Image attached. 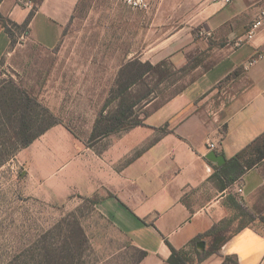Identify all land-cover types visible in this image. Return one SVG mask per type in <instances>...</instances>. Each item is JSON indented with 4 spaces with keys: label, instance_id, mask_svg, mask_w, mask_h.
Here are the masks:
<instances>
[{
    "label": "crops",
    "instance_id": "1",
    "mask_svg": "<svg viewBox=\"0 0 264 264\" xmlns=\"http://www.w3.org/2000/svg\"><path fill=\"white\" fill-rule=\"evenodd\" d=\"M149 1L150 10L141 12L152 15L153 24L139 18L138 35L123 37L125 44L137 40L141 48L124 54L121 70L134 61L153 66L167 62L174 70L191 65L187 75L192 80L164 103L157 104L156 96L143 104L138 114L145 125L129 130L116 128L112 118L119 102L100 111L82 105L77 132L49 108L59 124L20 157L38 197L95 201V210L133 247L147 253L139 264H169L171 247L190 250L191 241L215 225L239 221L236 200L257 217L264 216V158L232 186L222 187L224 177L234 179L245 168V163L229 160L264 133V59L244 69L245 63L264 54V28L247 40L263 4ZM78 5L79 0H45L29 26L30 40L54 51ZM30 12L25 9L16 18L14 10L5 16L23 24ZM12 47L0 25V64L16 51ZM77 73L87 78L88 71ZM84 83L90 89L79 93L81 101L96 93L92 81ZM212 152L225 162L209 160ZM215 166L223 167L222 178L214 176ZM238 185L243 194L236 192ZM257 222L261 221L250 223L222 246V256L212 254L202 264H226V257L238 264H264V225ZM202 241L210 252V241Z\"/></svg>",
    "mask_w": 264,
    "mask_h": 264
},
{
    "label": "rangeland",
    "instance_id": "2",
    "mask_svg": "<svg viewBox=\"0 0 264 264\" xmlns=\"http://www.w3.org/2000/svg\"><path fill=\"white\" fill-rule=\"evenodd\" d=\"M34 6L35 0H4L0 10L3 15L16 10V18H20L22 11H31ZM139 18H145L147 23L154 21L152 15L131 10L120 0H79L78 11L54 51L37 46L30 34L16 29L12 47L16 51H11L0 65V84L8 88L5 83L14 80L77 132L80 121L76 117L79 118L77 113L82 105L100 111L106 104L118 102L124 54L141 48L137 40L136 44H125L123 37L133 39L138 35ZM33 37L36 38L34 34ZM82 70L88 71L83 74L87 78L77 73ZM191 80L186 73L171 77L156 91L157 104L168 100ZM87 81H92L96 93L87 94L85 101H81L79 93L90 89L84 83ZM145 89L143 82L134 88L138 93ZM140 110V106L135 109L137 113ZM37 111L39 118H35L31 135L53 122L42 115L41 108ZM13 118L7 114V118L0 119V160L17 147V124L12 123ZM23 151L20 149L0 165V264H37L48 244H63L68 232L60 223L76 211L75 217L82 222L88 242L74 264H137L139 250L95 210L94 204L75 196L63 201L38 197L26 177L27 166L20 157ZM260 224L264 225L256 223ZM236 227L237 224L233 230ZM226 264L238 263L231 260Z\"/></svg>",
    "mask_w": 264,
    "mask_h": 264
},
{
    "label": "trees",
    "instance_id": "3",
    "mask_svg": "<svg viewBox=\"0 0 264 264\" xmlns=\"http://www.w3.org/2000/svg\"><path fill=\"white\" fill-rule=\"evenodd\" d=\"M4 0H0V7ZM45 0H35V6L31 10L28 18L23 24H19L12 20L10 17L3 15L0 10V25L4 31L8 34L12 40V45H14V32L15 30L25 31L30 34L29 26L34 18V15L44 3ZM2 65V63L0 64ZM191 65H188L180 70H174L172 65L167 62H162L157 66H153L149 63L142 64L138 61H134L128 64L120 71L119 79L122 81L119 83L120 94L117 99L119 102L118 109L114 116H112L116 128L120 130H129L137 126L145 125L144 120L140 117L134 118L138 114L135 109L137 107L143 108V104H149L156 98V91L164 83L175 76L176 74H187L190 70ZM145 74L147 78L144 79ZM155 80L151 82V80ZM144 80V81H142ZM140 82L144 83L145 91L141 93L135 92L134 88L139 85ZM8 88H5L4 84H0V119L6 117L7 114L10 117H15L12 119V123H16V142L17 146L14 150L2 155L0 160V165L5 164L6 160L14 156L20 149L28 148L34 143V141L42 136L51 127L59 124V119L56 117L49 109L42 107L37 97L30 93L25 87L19 85L14 80L10 83H5ZM19 96V97H18ZM159 98V96L157 95ZM165 102V101H164ZM162 102V103H164ZM161 104V103H160ZM42 109V115L48 116L53 119V122L45 129L37 134L31 135V132L36 123L35 118H39L37 109ZM7 114H6V113ZM146 116L148 113H144ZM41 115V116H42ZM139 115V114H138ZM8 120V119H7ZM9 124V123H8ZM10 125V124H9ZM114 126V125H113ZM165 130V129H163ZM264 158V133L255 139L250 145H248L244 150L235 155L229 160V163L235 165H241L245 163V168L234 179H229L224 177L225 184H223V189H226L242 175L247 169L254 167L259 161ZM223 167L215 166L214 176L222 178ZM85 201L95 204V201L91 199H85ZM236 208L240 212V220L237 227L231 232L230 235H224L225 232L230 228L231 225L237 222L231 221L225 225L219 224L215 225L211 230L203 235L198 236L191 241L190 250H177L173 247L172 255L168 260L169 264H202L210 255L219 254L220 249L224 246L232 237L240 232L245 227L249 226L250 223L260 220L264 224V217H257L249 208L236 200ZM79 211V210H78ZM77 211L70 215L67 219H64L60 225H65V230L68 232L63 244L60 247H54L53 244H48L43 251L40 260L37 259V264H74L76 259L79 257L82 248L88 242V238L84 231L82 222L76 219ZM70 219V220H69ZM206 240L210 241L211 251L200 252L197 245L200 241ZM141 256L138 259L137 264H139L146 256L147 253L139 251ZM234 260L231 257H226V263Z\"/></svg>",
    "mask_w": 264,
    "mask_h": 264
},
{
    "label": "built area",
    "instance_id": "4",
    "mask_svg": "<svg viewBox=\"0 0 264 264\" xmlns=\"http://www.w3.org/2000/svg\"><path fill=\"white\" fill-rule=\"evenodd\" d=\"M120 1L129 9L135 11H148L151 8V4L149 0H120ZM223 1L226 3H231L235 0H223ZM250 1H257L259 3H262L263 9L261 10L257 20L254 23H252V25L250 26V30L247 37L248 41L252 40L256 36L257 32L262 28H264V0H250ZM263 59H264V54H259L257 57L245 63L244 69L248 70L250 67L258 64L259 61ZM215 147H216L215 144L212 143L210 144L211 149H215ZM236 192L239 194H243L244 192L243 187L241 185H238L236 187Z\"/></svg>",
    "mask_w": 264,
    "mask_h": 264
},
{
    "label": "water",
    "instance_id": "5",
    "mask_svg": "<svg viewBox=\"0 0 264 264\" xmlns=\"http://www.w3.org/2000/svg\"><path fill=\"white\" fill-rule=\"evenodd\" d=\"M208 159L221 165L225 162L224 157L218 156L215 152H212L208 155ZM206 247V243L201 241L198 243L197 248L200 252H204Z\"/></svg>",
    "mask_w": 264,
    "mask_h": 264
}]
</instances>
